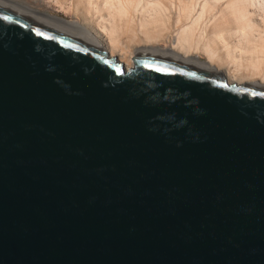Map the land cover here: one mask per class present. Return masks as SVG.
I'll return each instance as SVG.
<instances>
[{
  "label": "water",
  "instance_id": "water-1",
  "mask_svg": "<svg viewBox=\"0 0 264 264\" xmlns=\"http://www.w3.org/2000/svg\"><path fill=\"white\" fill-rule=\"evenodd\" d=\"M131 60L0 6V264H264V89Z\"/></svg>",
  "mask_w": 264,
  "mask_h": 264
},
{
  "label": "bare ground",
  "instance_id": "bare-ground-1",
  "mask_svg": "<svg viewBox=\"0 0 264 264\" xmlns=\"http://www.w3.org/2000/svg\"><path fill=\"white\" fill-rule=\"evenodd\" d=\"M0 6L103 49L123 70L133 55L149 54L264 89V0H72L73 22L25 0ZM159 41L168 48L152 47Z\"/></svg>",
  "mask_w": 264,
  "mask_h": 264
},
{
  "label": "rangeland",
  "instance_id": "rangeland-1",
  "mask_svg": "<svg viewBox=\"0 0 264 264\" xmlns=\"http://www.w3.org/2000/svg\"><path fill=\"white\" fill-rule=\"evenodd\" d=\"M20 1V0H16ZM65 3H62L61 0H25L27 4L31 6L34 10L40 12V13H47L52 16L58 17V18H63L65 21H74L73 15V6L72 5V0H62ZM68 3V4H67ZM71 3V4H69ZM72 8H71V7ZM72 10H71V9ZM172 26H170L171 28ZM174 30V29H173ZM171 31V33L173 32ZM174 34H176L174 32ZM173 36V35H172ZM169 41L167 42H161L157 44V46H152V47H157V48H168Z\"/></svg>",
  "mask_w": 264,
  "mask_h": 264
}]
</instances>
